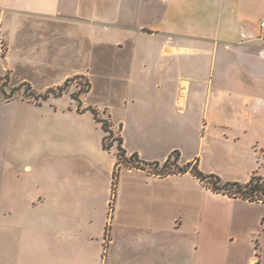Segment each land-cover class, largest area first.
Wrapping results in <instances>:
<instances>
[{
  "label": "crops",
  "instance_id": "0c3cea01",
  "mask_svg": "<svg viewBox=\"0 0 264 264\" xmlns=\"http://www.w3.org/2000/svg\"><path fill=\"white\" fill-rule=\"evenodd\" d=\"M259 21L264 0H0V81L35 91L38 104L20 100L40 110L34 143L14 145L11 155L2 144L0 264H239L244 252L231 236V205L262 210L264 222V204L213 193L189 171L159 176L121 167L109 213L116 146L103 149L88 108L107 115L126 157L162 165L176 151L179 167L247 183L264 166ZM84 43L122 93L91 102L89 81L80 108L72 98L60 106L65 94L42 100L74 76L89 80L87 66L69 71L72 63L57 57L77 52L84 63ZM113 110L121 119L112 121ZM171 129L197 131L198 159V152L184 159L175 147L164 149ZM216 144L246 154L250 165L224 161L232 178L205 170L201 152L221 157ZM256 248L249 264H260Z\"/></svg>",
  "mask_w": 264,
  "mask_h": 264
},
{
  "label": "rangeland",
  "instance_id": "374dc122",
  "mask_svg": "<svg viewBox=\"0 0 264 264\" xmlns=\"http://www.w3.org/2000/svg\"><path fill=\"white\" fill-rule=\"evenodd\" d=\"M85 47V61L84 63L78 59L77 52L73 54L74 58H71V55H68L65 58L61 51L58 52L57 57L59 60L64 62L72 63L73 67L68 68L67 70L72 71L77 69H83L84 66L88 68L89 80L85 77L83 79H72L67 88L65 95L58 100V104L62 107H66L71 99V93H77L79 89L85 90L87 86H84L85 82L91 83V95L90 101L99 103L100 101H105L108 98L112 102L115 95L122 93V86L114 82L113 79L105 80L101 74L97 60V51L89 48L86 43L83 44ZM61 56L63 58L61 59ZM109 67V66H108ZM109 72L112 73L113 69H109ZM75 77V76H74ZM73 78V77H72ZM38 81L36 83H45L48 78L36 77ZM78 84V86H77ZM0 89L6 91L7 94L12 92V96L18 97V100L11 102L10 104H5V96L0 92V157L2 156V144L5 140L7 148H10L9 153L14 151V145H20V148L27 149L31 143L35 142L39 137V132H35V129L32 126L33 120L39 117V113L33 110L25 102H21L20 98L38 104L37 98L33 95V92L25 85H16L11 87L7 82L0 81ZM32 94V95H31ZM33 97V98H32ZM51 104V102H49ZM49 103H46L45 106H48ZM112 121L121 119L122 115L118 111H112ZM101 119H107V115L99 113ZM119 129V127H118ZM119 136L118 130L112 134L113 138ZM199 134L197 131L189 130L186 133H183L181 129L179 130H170L167 140L164 143V149L168 147H175L179 152H182L183 158H187L196 152L199 153L197 159L200 157V150H198V138ZM116 143V142H115ZM213 152L217 155L221 154V157H210L209 152H205L203 148L201 152V157L203 160V167L205 170L213 169L219 171L223 176L222 178H232L230 176L231 172H228L223 167V162L228 161L229 158H239L243 163V167L250 165V158L246 154L234 156L232 151H229L222 145L216 144L212 147ZM11 155V154H9ZM173 161V158L170 159V162ZM120 163L125 164L126 162L122 159ZM134 165V163H130ZM171 171H175L172 166H168ZM149 171L155 172L153 167H145ZM202 172V170L200 169ZM258 175L264 174V166L261 169L257 170ZM221 178V177H220ZM223 182L224 180L221 179ZM215 206H220V203H215ZM232 214L234 216L233 224L231 225L232 229L230 230L231 236L238 239L239 246L244 252L243 259L239 264H249L250 255L252 250L256 248V251L260 258V264H264V222H261L259 215L262 213V210L255 207H248L247 205L241 203H235L231 205ZM224 237V236H223Z\"/></svg>",
  "mask_w": 264,
  "mask_h": 264
},
{
  "label": "trees",
  "instance_id": "16d2710c",
  "mask_svg": "<svg viewBox=\"0 0 264 264\" xmlns=\"http://www.w3.org/2000/svg\"><path fill=\"white\" fill-rule=\"evenodd\" d=\"M72 79H83V78L82 76H75L73 78L67 79L61 86H58L55 89L47 90L43 96H40V98L42 100H46L48 95H53L55 97L62 96L67 91V88L70 82H72L71 81ZM84 86H87L85 90L79 89L76 94L75 93L71 94V98L78 103L79 108H80L79 96L88 92L90 88V84H88V82L87 83L85 82ZM11 97H12V92L10 94H5L6 99H10ZM88 111L92 114L94 120L100 124L101 129L104 133L102 139L103 149L109 151L111 147H113L114 145L116 146V164L112 176L111 203L109 206L110 207L109 213L112 210L111 206L113 199L115 197V189L117 186L118 174H119L118 172L121 167L133 168L142 171L145 170V167L148 168L153 167L155 172L152 173L159 176H166L175 173H186L189 171L193 175V177L199 180L204 186L209 188L213 193L222 194L231 199H241L249 203L264 204V177H261L255 173L251 176L250 180L245 184H240L237 182L223 183L221 179L215 175H204L203 173L200 172V170L196 165H193L191 167L190 164H186L183 167H179L176 164V160L178 157L176 151L172 152L171 157H169L162 165L158 164L157 162L154 163L142 162L138 159V156L136 154H132L129 157H126L125 151L122 148V139L120 136H117V138L112 137L113 133L110 129L109 122L105 119H101L96 109L88 108ZM171 158H173L172 162H170ZM121 159L126 163L125 164L120 163L119 161ZM130 163H134V165ZM168 166H172L175 169V171H171ZM256 264H259V261H257Z\"/></svg>",
  "mask_w": 264,
  "mask_h": 264
},
{
  "label": "built area",
  "instance_id": "2783aa9c",
  "mask_svg": "<svg viewBox=\"0 0 264 264\" xmlns=\"http://www.w3.org/2000/svg\"><path fill=\"white\" fill-rule=\"evenodd\" d=\"M258 26H259L261 32L264 33V21H259ZM5 51H6V47L3 43V40L0 38V58H2L4 56ZM106 242H107V240L105 241V243Z\"/></svg>",
  "mask_w": 264,
  "mask_h": 264
}]
</instances>
